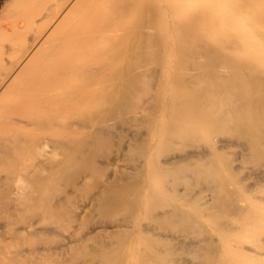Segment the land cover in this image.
<instances>
[{
  "label": "bare ground",
  "instance_id": "1",
  "mask_svg": "<svg viewBox=\"0 0 264 264\" xmlns=\"http://www.w3.org/2000/svg\"><path fill=\"white\" fill-rule=\"evenodd\" d=\"M0 264H264V0H0Z\"/></svg>",
  "mask_w": 264,
  "mask_h": 264
}]
</instances>
